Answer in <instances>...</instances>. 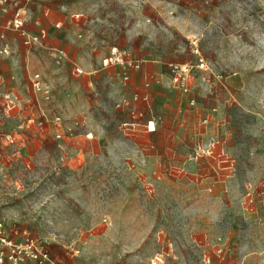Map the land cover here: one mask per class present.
I'll return each mask as SVG.
<instances>
[{
    "label": "crops",
    "instance_id": "1",
    "mask_svg": "<svg viewBox=\"0 0 264 264\" xmlns=\"http://www.w3.org/2000/svg\"><path fill=\"white\" fill-rule=\"evenodd\" d=\"M61 4L0 0V14L12 7L25 28L23 34L10 25L7 14L0 20V99L24 127L17 133L23 138L19 151L56 141L54 133L64 127L69 134L55 149L70 156L71 171H87L89 189L86 199L73 181L71 193L80 203H98L90 226L75 227L83 240L48 245L55 262L150 264L159 256V264H264V202L253 191L264 163L253 168L254 159L248 164L241 153L255 149L228 140L219 78L195 68L186 92L168 66L185 59L156 53L134 38L125 45L109 42L89 20L83 31L75 3ZM113 49L116 57L140 59L142 66L125 70ZM36 75L42 88L34 84ZM111 104L116 130L103 114ZM108 181L117 187L110 209L102 194Z\"/></svg>",
    "mask_w": 264,
    "mask_h": 264
},
{
    "label": "rangeland",
    "instance_id": "2",
    "mask_svg": "<svg viewBox=\"0 0 264 264\" xmlns=\"http://www.w3.org/2000/svg\"><path fill=\"white\" fill-rule=\"evenodd\" d=\"M74 4L83 31L91 23L95 34L119 45L134 38L156 53L173 52L185 59L192 70H210L219 78L218 93L227 100L226 126L229 141L242 149L243 161L252 167L264 163V0H54ZM12 9V11H11ZM0 20L9 15L14 26L15 10L7 7ZM11 15V16H10ZM77 16V15H75ZM12 19V20H10ZM89 20V23L87 22ZM18 32V31H17ZM19 33V32H18ZM204 65L201 66L200 64ZM229 82L227 89L223 83ZM0 99V216L11 236L23 240L35 238L47 245L59 241L77 244L85 234L75 227L87 223L90 210L98 203H80L71 193L77 181L86 196L87 171L73 172L67 154L59 153L55 142L43 140L41 146L21 153L23 138L17 134L24 127L11 119L9 109ZM11 111V110H10ZM109 126L116 130L118 118L113 104L104 108ZM64 125V124H63ZM19 132V133H20ZM255 153V154H254ZM254 185L261 191L264 165ZM111 181L102 186L113 207L117 187ZM99 194V187L96 188ZM90 198V197H88ZM87 210V211H86ZM87 212V219H83ZM109 219H103L106 224ZM75 230V231H74ZM88 230V229H87ZM75 233V234H74ZM89 231H87V236Z\"/></svg>",
    "mask_w": 264,
    "mask_h": 264
},
{
    "label": "built area",
    "instance_id": "3",
    "mask_svg": "<svg viewBox=\"0 0 264 264\" xmlns=\"http://www.w3.org/2000/svg\"><path fill=\"white\" fill-rule=\"evenodd\" d=\"M14 27L21 29V32L23 34L25 33L23 19L16 18L14 21ZM38 38L39 34L33 35L32 37L25 36L26 42H32L33 40ZM112 52L115 55L114 61L121 62L125 70L129 67L140 68L142 66L143 61L140 59H129L125 58L124 56L118 58L116 57L118 51L116 49H113ZM200 65L203 66L204 64L201 63ZM168 66L173 72V78L176 84L179 85L184 91H190V87L187 83V78L190 76V71L194 67V65L181 64L176 61H169ZM77 71L79 72L81 70L77 68ZM124 77L128 78L129 76L127 73H125ZM34 84L38 88H42V83L40 82L38 75H36ZM147 85H150L149 81L147 82ZM145 98H148V96L145 95ZM194 100L195 98H191V102H193ZM54 120L55 122L60 124L62 122V117L60 115H56L54 117ZM147 128L149 130L155 129L153 120L147 121ZM61 136V132L57 133V137ZM262 185L264 187V182ZM260 193L263 196L264 202V188L260 191ZM204 257L205 262L209 263V256L205 254ZM160 261L161 258L159 256H156L150 259V264H159ZM31 262L34 264H58L53 259L49 246L47 244L35 238L25 237L23 238V240L20 241L11 236L9 230H7V227L0 216V264H30Z\"/></svg>",
    "mask_w": 264,
    "mask_h": 264
}]
</instances>
